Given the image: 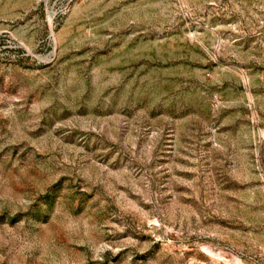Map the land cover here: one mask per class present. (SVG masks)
<instances>
[{
  "label": "rangeland",
  "instance_id": "rangeland-1",
  "mask_svg": "<svg viewBox=\"0 0 264 264\" xmlns=\"http://www.w3.org/2000/svg\"><path fill=\"white\" fill-rule=\"evenodd\" d=\"M0 264H264V0H0Z\"/></svg>",
  "mask_w": 264,
  "mask_h": 264
}]
</instances>
